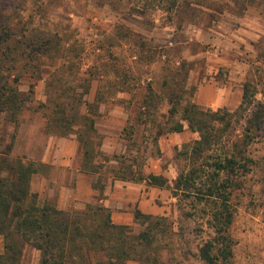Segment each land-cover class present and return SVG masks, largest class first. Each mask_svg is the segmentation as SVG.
I'll list each match as a JSON object with an SVG mask.
<instances>
[{
  "label": "rangeland",
  "instance_id": "obj_1",
  "mask_svg": "<svg viewBox=\"0 0 264 264\" xmlns=\"http://www.w3.org/2000/svg\"><path fill=\"white\" fill-rule=\"evenodd\" d=\"M246 6L253 8L246 13ZM6 26L26 35L20 39L21 51L26 45L37 49L50 41L49 52L29 59L26 52L16 64L17 73H12L20 75L18 90L30 96L18 125L6 122L4 116L0 120V150L11 141L10 157L24 164L33 163L37 169L30 192L36 194L38 205L58 201L57 193L51 191V138L58 142L64 137L46 134L43 117L51 113L47 101L54 94L64 91L70 97L88 90L83 99L98 108L93 139L101 141L108 153V167H117L112 156L135 154V148L124 141L126 132L121 136L120 132L134 125L137 108L133 105L140 102L146 86H152L157 94L172 91L177 98L180 96L182 75L171 82L169 66H177L180 60L189 62L185 81L188 93L183 99L190 101L207 83L233 91H241L248 83L251 105L247 109H222L215 118L209 114L203 117L211 136L221 138L215 137L217 143L200 159L188 155L199 133L191 132L184 122L183 132L167 133L156 142L147 130L146 165L156 163L160 175L171 184L196 162L194 166L200 168L203 177L197 182L201 191L195 194L199 197L208 183L202 174H212L209 166L219 156L240 161L247 158V170L230 177L233 221L228 230L231 257L227 264H264V0H0V31ZM63 49L71 50L77 69L55 71L54 63ZM13 78L8 82L11 85ZM198 107L202 112L218 111ZM85 110L82 107L83 113ZM166 110L168 105L163 99L159 113L166 115ZM258 110L262 119L256 123L253 117ZM165 121L157 120L160 125ZM174 121L179 118L174 117ZM142 132L143 127L137 126L134 141L139 145ZM71 138L76 139L73 135L67 137ZM58 157L52 156L55 163ZM226 177L221 173L215 181ZM169 199V203L156 200L158 207L165 208L161 216L168 218L161 222L153 245L138 246L137 255L126 264H205L199 250L215 238L208 221L215 205L191 197L169 195ZM94 203L91 200L89 204ZM69 210L80 212L85 206ZM143 222L142 218L133 221L128 226L129 235L141 233ZM2 244L0 238V252ZM40 259L39 251L25 246L20 264H40ZM73 264L85 262L75 259Z\"/></svg>",
  "mask_w": 264,
  "mask_h": 264
},
{
  "label": "trees",
  "instance_id": "obj_2",
  "mask_svg": "<svg viewBox=\"0 0 264 264\" xmlns=\"http://www.w3.org/2000/svg\"><path fill=\"white\" fill-rule=\"evenodd\" d=\"M24 36L26 35L12 30L10 26L0 31V120L4 116L3 119L14 126L18 125L23 105L30 100L29 95L25 97L18 90L17 83L20 75L12 74L17 73L16 64L18 65V61L25 56L26 52L29 59L36 55L40 57L50 49V41H46L45 47L33 49L34 46L30 44L21 51L23 45L20 39ZM52 36L54 37L55 34ZM53 37H51V52ZM55 52L57 53V49ZM61 52L62 54L54 63L57 65L55 71L66 68L70 71L77 69L78 64L76 58L74 59L70 54L71 50L63 49ZM189 67V62L184 60H180L177 66H169L168 74L172 75L171 82L182 75L183 83L178 98L172 91L161 95L155 93L149 84L146 86V92L137 104L138 111L134 116V125L123 128L121 132V134L126 132L124 141L135 148V154L112 156L111 160L116 162L117 167H108L109 159L98 149L100 141L95 142L93 139L96 134L95 117L98 108H94L93 103L83 99L88 90L82 94L74 93L70 97L66 96L64 91L51 96V101L50 99L47 101L51 103V113L43 114L45 133L64 138L70 135L76 137L82 151L81 171L98 176L93 188L99 192V196L94 205L86 204L85 210L80 212L59 211L53 203L38 205L36 194L30 192L31 178L37 169L33 163L24 164L19 159L10 157L12 148L10 141L4 150H0V238L3 243L0 264H20L25 246L40 252V264H73L75 259H81L85 264H126L127 261L135 258L138 246L153 245V240L157 237L156 232L161 228L159 227L161 222L167 221L168 217L145 215L135 210V220L139 218L144 220L142 223L144 230L134 237L129 235L128 226L113 224L109 210L99 204L102 200L107 173L112 180L144 183L151 188L169 190L172 198L180 196L191 197L197 201L209 200V203L215 205L208 220L215 238L203 244L199 255L205 264H227L231 257V240L228 230L233 221L229 204L230 177H234L241 169L247 170L245 169L247 158H242L240 161L227 155L219 156L209 166L213 169L212 174L207 176L202 174L208 183L203 185L205 191L200 193L202 195L199 197L195 194L201 191L197 187V182L203 177L200 168L194 166L196 162H193L187 173L180 174L172 185L160 175L144 172L147 160L146 133L148 129L154 135L153 141L156 142L161 135L182 132V124L185 122L191 132L199 133V140L194 141L188 153L191 159H200L205 150L209 151L211 146L217 143V140H214L215 137L221 138L220 135L211 136V131L207 130L203 117L209 114L215 118L222 109H218L215 113L202 112L194 102L188 98L183 99L188 93L185 81ZM12 76L14 78L11 85L8 82ZM175 86L178 85L175 83ZM249 90L250 85L244 83L241 104L235 112L245 110L251 105ZM163 99L168 105L166 115L159 113ZM82 107L86 109L85 113L82 112ZM176 116L180 122L174 121ZM158 118H165V123L160 125L157 122ZM261 119L262 114L258 110L253 120L259 123ZM137 126L143 127L140 145L134 141ZM221 173L226 174L227 177L220 182L215 181V177H219ZM77 241H80V244H77Z\"/></svg>",
  "mask_w": 264,
  "mask_h": 264
},
{
  "label": "crops",
  "instance_id": "obj_3",
  "mask_svg": "<svg viewBox=\"0 0 264 264\" xmlns=\"http://www.w3.org/2000/svg\"><path fill=\"white\" fill-rule=\"evenodd\" d=\"M252 8L246 6L244 10L247 13ZM126 94L133 97V94L129 92ZM241 100L242 90L233 91L232 88L226 86L219 87L215 83H207L196 90L192 102L195 101L194 103L197 106L203 108L235 110L241 104ZM137 104H139V101H136L133 105L136 106V111H138ZM95 128L97 129L96 126ZM100 143L99 152L103 156L108 157V153L106 154L102 148L101 141ZM57 154L59 157L55 163L52 156ZM74 158L75 163H73ZM82 160L81 147L76 139L63 138L55 142L51 138V191L57 193L58 201L54 205L59 211H68L76 205L85 206L91 200H96L99 196V192L93 188L98 176L83 173L81 171ZM144 172L153 175L161 174L156 163L145 164ZM169 193V190L151 188L144 183L112 180L111 176L107 173L100 204L109 210L113 224L129 226L133 221H136L134 217L135 210L145 215L161 216L165 208L158 207L156 200L162 199L167 200L168 203L171 202L172 199H169V195L171 194Z\"/></svg>",
  "mask_w": 264,
  "mask_h": 264
}]
</instances>
